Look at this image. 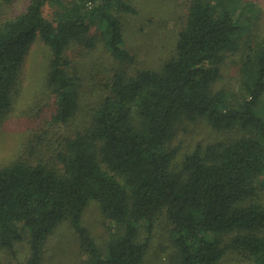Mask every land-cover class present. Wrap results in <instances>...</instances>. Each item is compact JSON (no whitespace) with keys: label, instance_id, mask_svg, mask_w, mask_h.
<instances>
[{"label":"trees","instance_id":"16d2710c","mask_svg":"<svg viewBox=\"0 0 264 264\" xmlns=\"http://www.w3.org/2000/svg\"><path fill=\"white\" fill-rule=\"evenodd\" d=\"M133 13L128 0H25L16 15L0 3V122L31 45L48 49L45 91L22 109L16 155L0 163V264H44L62 225L78 235L80 264H144L165 227L171 264L231 253L264 264L263 12L191 0L172 55L131 73L123 18ZM98 45L111 61L87 75ZM232 64L234 92L218 84ZM197 123L217 139L187 145ZM90 202L109 223L103 247L83 225Z\"/></svg>","mask_w":264,"mask_h":264},{"label":"rangeland","instance_id":"374dc122","mask_svg":"<svg viewBox=\"0 0 264 264\" xmlns=\"http://www.w3.org/2000/svg\"><path fill=\"white\" fill-rule=\"evenodd\" d=\"M0 0L5 12L16 15L25 8V0H11L7 5ZM136 13L126 15L124 22V41L127 49L134 55V62L123 65L131 73L143 68H157L161 61L170 57L174 49L176 35L181 28L187 8L191 0H128ZM256 3L263 12L261 26L264 28V0H249ZM48 15V14H47ZM96 54L85 65V73H96L101 65L110 63L109 55L97 46ZM48 64V49L40 41H35L26 57L23 77L12 112L0 122V163L12 159L22 140V129L19 124L20 113L31 100L45 91V75ZM117 64V63H116ZM99 65L98 68H94ZM116 66V65H115ZM92 67V68H91ZM91 68V69H90ZM89 79L87 76L86 81ZM228 91L238 90L237 68L235 65L224 67L223 79L218 83ZM194 136L188 134L187 145L192 146L197 140L211 141L218 135L204 123H197L192 130ZM191 134V135H193ZM264 201V192L261 195ZM83 225L90 235L103 247L107 240L109 223L104 221L98 205L90 202L83 214ZM167 227L157 230L150 240V248L144 264H171L172 247L169 245ZM86 254L82 251L78 235L68 226L62 225L49 238L45 247L44 264H80ZM239 253L229 254L223 264H242Z\"/></svg>","mask_w":264,"mask_h":264}]
</instances>
